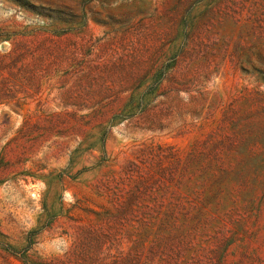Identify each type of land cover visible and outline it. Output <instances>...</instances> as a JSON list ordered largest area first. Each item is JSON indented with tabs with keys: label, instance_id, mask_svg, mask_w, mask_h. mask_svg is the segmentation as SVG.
Masks as SVG:
<instances>
[{
	"label": "rangeland",
	"instance_id": "rangeland-1",
	"mask_svg": "<svg viewBox=\"0 0 264 264\" xmlns=\"http://www.w3.org/2000/svg\"><path fill=\"white\" fill-rule=\"evenodd\" d=\"M0 264H264V0H0Z\"/></svg>",
	"mask_w": 264,
	"mask_h": 264
}]
</instances>
